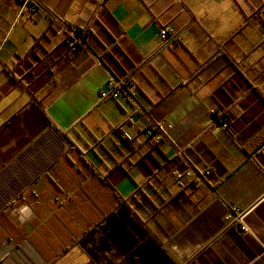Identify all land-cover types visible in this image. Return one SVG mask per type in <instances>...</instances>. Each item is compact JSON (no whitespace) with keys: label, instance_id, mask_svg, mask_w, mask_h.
Listing matches in <instances>:
<instances>
[{"label":"crops","instance_id":"crops-1","mask_svg":"<svg viewBox=\"0 0 264 264\" xmlns=\"http://www.w3.org/2000/svg\"><path fill=\"white\" fill-rule=\"evenodd\" d=\"M0 264H264V0H0Z\"/></svg>","mask_w":264,"mask_h":264},{"label":"built area","instance_id":"built-area-1","mask_svg":"<svg viewBox=\"0 0 264 264\" xmlns=\"http://www.w3.org/2000/svg\"><path fill=\"white\" fill-rule=\"evenodd\" d=\"M23 2L25 0H19ZM33 9V7H31ZM83 34L74 33L72 37H69L66 41L68 46L71 48L72 52L79 51L85 44L83 39ZM160 38L162 40L163 46H174L178 43L177 32L169 27H163L160 31ZM128 89L130 91H136L137 87L130 78H116L114 77L107 84V89L101 92V98H116L124 93H127ZM229 122H223L221 125L224 129L229 128ZM172 129V125L165 122H158L148 126L144 130L145 136H147L151 145H156L161 143L164 139L169 138V132ZM173 177L178 185L183 189L191 188L196 180H202L211 175L209 170H205L202 173H195L192 170H173ZM247 212L242 211L238 207H233L226 216V220L229 223L238 225L239 231L241 233H247L249 228L246 227L244 219Z\"/></svg>","mask_w":264,"mask_h":264},{"label":"trees","instance_id":"trees-1","mask_svg":"<svg viewBox=\"0 0 264 264\" xmlns=\"http://www.w3.org/2000/svg\"><path fill=\"white\" fill-rule=\"evenodd\" d=\"M78 32V34H82V32L81 31H77ZM84 37V36H83ZM84 40H85V37L83 38ZM64 45L66 46V48L67 49H69V46H68V44L65 42L64 43ZM220 117H219V121H220V123L222 124L223 122H226V121H229V118L226 116V115H223V114H221V115H219Z\"/></svg>","mask_w":264,"mask_h":264},{"label":"flooded vegetation","instance_id":"flooded-vegetation-1","mask_svg":"<svg viewBox=\"0 0 264 264\" xmlns=\"http://www.w3.org/2000/svg\"><path fill=\"white\" fill-rule=\"evenodd\" d=\"M68 50H69V51H72L70 47H69V49H68Z\"/></svg>","mask_w":264,"mask_h":264}]
</instances>
